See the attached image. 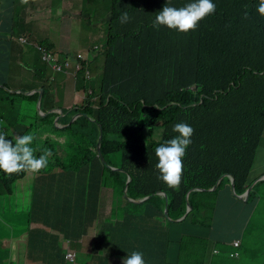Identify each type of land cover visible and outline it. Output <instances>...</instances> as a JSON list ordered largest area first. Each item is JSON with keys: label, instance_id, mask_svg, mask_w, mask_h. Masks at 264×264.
Here are the masks:
<instances>
[{"label": "trees", "instance_id": "1", "mask_svg": "<svg viewBox=\"0 0 264 264\" xmlns=\"http://www.w3.org/2000/svg\"><path fill=\"white\" fill-rule=\"evenodd\" d=\"M166 2L112 0L99 92L89 86L90 81L83 74L77 81V89H92L79 109L102 125L101 149L106 162L98 156L96 123L88 116H79L66 128L49 122L59 136L66 133L65 142L51 139L49 144L37 139L38 125L50 116L36 112L39 92L32 95L16 93L23 97V102L33 107L35 118L19 134L18 123L14 127L8 123L16 114L15 101H10L5 122L11 129L5 135L11 138L31 133L34 135L31 146L37 157L46 149L53 152L48 166L39 172L42 174H49L54 167L76 174L83 166L97 164L96 188L99 190L102 187L104 196H113L109 209L112 213L110 219L116 217L117 221L114 228L116 242L122 248H128L130 244L126 243V237L117 236L118 230L121 234L139 233L143 242L133 248H146L143 253L148 261L179 264L180 260V264H187L189 258H181L184 255L182 249L191 248L192 241H195L196 248L207 247L205 241L199 244L198 241L201 238L210 241L219 209L216 195L223 187H228L232 193L231 180L224 176L215 191L208 189L225 174L233 175L239 193L255 180L252 170L258 153L264 150V145H260L264 143V16L256 10L259 0H213L217 5L216 12L202 19L197 29L186 33L166 26L156 29L153 20ZM188 2L190 0H171L176 7ZM125 11L130 20L121 24L120 17ZM245 12L248 13L247 19L244 18ZM43 44L53 47L47 40H43ZM5 48L1 41L0 54ZM191 84H197L199 90L194 92L187 89ZM45 95L44 89L41 102L44 112ZM98 96L99 101L95 102ZM172 101L177 104H169ZM96 103L98 106L94 107ZM179 122L190 124L194 134L183 158L181 184L176 189L158 178L160 173L156 168L158 157L155 148L178 135L172 129ZM59 123L65 122L60 120ZM75 158L76 161L73 160ZM107 163L120 169H112ZM37 174L20 172L8 175L0 171V182L10 192L11 203L21 192L28 191L27 195L33 199L36 196H49L47 182L41 188L35 187ZM127 175L132 177L128 186L131 197L153 196L143 204L131 205L125 198ZM27 181L32 182L25 184ZM263 183L251 191L250 200H264ZM194 188L204 190H192ZM164 190L171 194L168 216L162 205L163 197L156 194ZM102 193L94 197L91 191L92 196L86 199L97 205L96 212L103 205V200L98 205ZM188 202L192 206L188 215L179 222L174 221L186 213ZM49 205L47 201L44 207L48 208ZM7 207L10 209L11 205ZM40 209L37 214L43 212ZM31 219L47 225L52 223L48 213L31 216ZM180 226L177 230V248L174 228ZM27 232L29 243L41 241L37 230L28 228ZM63 234L65 239L72 242L74 234L68 231ZM76 235L80 239L81 235ZM157 236L161 240L154 241ZM216 240L213 245L220 248L222 253L215 255L210 250L212 264L216 263L217 258H223L222 264H230L224 253L227 248L223 240ZM158 242H162L161 247ZM0 243L2 247L10 246L4 239ZM42 243L45 245V242ZM147 248L155 249L150 252ZM168 248L179 251L178 257L175 256L176 261H167ZM6 251V248L0 249L4 257ZM232 264L244 263L240 259Z\"/></svg>", "mask_w": 264, "mask_h": 264}, {"label": "rangeland", "instance_id": "2", "mask_svg": "<svg viewBox=\"0 0 264 264\" xmlns=\"http://www.w3.org/2000/svg\"><path fill=\"white\" fill-rule=\"evenodd\" d=\"M70 2L76 5V10L70 11L68 9L69 13L66 12V6H69ZM111 7L112 0H0V24H5L6 28L4 25H1V27H3L4 32L5 30L6 32H12L14 30L13 34L8 37L11 41H14L11 43L16 46L14 55L3 56L0 59V84L5 85L0 88V115L3 116L5 114L4 109L6 112L10 110V101H15L16 114L12 121H8V123L14 127L17 122V125H19V134H22L25 128L34 121L35 110L31 105L22 101L23 97L21 95L12 94L11 92H14L13 90H22L24 87L23 83L26 84L30 81L34 82H30L31 85L26 88L37 86L41 80L45 79L43 71L47 79L51 76H55L53 79H56L58 76L65 74V72H54L52 67L43 59V54L38 47V42L40 43L42 41L41 39L36 41L32 37L37 31L29 34L36 41L33 42V47L31 49H25L27 44L23 43L20 38L26 35L30 31V28L24 27H29V24L34 23L35 19L38 18V14L46 11L48 15L45 19L52 18L51 21H47L49 23H47L46 30L49 26L54 28L46 33V36L50 37L51 41H54V49L59 52L72 50L77 53L80 50V45L83 44L82 51L86 55L93 57L94 52L91 49H94L96 44L102 46V44L107 42ZM27 12L28 16L26 14ZM56 18H59V22L56 21L58 23L54 22ZM78 18L81 19L78 20ZM79 23L85 24V26L87 25L86 32L78 30ZM32 30H36V28H32ZM2 35L4 41H8V37L4 33ZM26 36L28 37V35ZM74 40H78L75 46L73 45ZM25 50L27 53L25 52L26 54H23ZM98 59L104 65L103 55L99 54ZM66 68L69 69L68 67ZM9 71L12 75L18 74V77L11 76L8 79ZM91 73L95 72L91 71ZM101 74L102 71H99L92 79V81L97 82V86L101 83ZM57 88L58 90L56 92H46V98L54 107L69 108L73 105L71 100L75 101V103L76 101L82 103L87 101V96H84V91L75 92V90L77 91L75 75L68 77V80L64 78L59 79ZM87 91L91 92L92 89L89 88ZM98 92L97 94H99ZM10 96H13V100L9 99ZM36 112L40 114L37 106ZM56 115L51 113L49 119H45V122H40L37 127V139L47 141L49 144H51V139H62L59 141L63 142V135L59 136L56 134L49 125V122H53ZM56 122L54 120V123ZM8 123L6 127L11 129ZM0 128L2 131H5L4 127ZM260 145H264V143ZM73 160L76 161V158ZM255 161V168L252 170L253 177L257 176L261 170H264V153L262 158L257 156ZM98 169L99 166L97 164H89L86 167L83 166L82 170L75 174L74 171L54 167L49 174L46 173L45 176L38 175L41 179L38 180L37 187L41 188L47 182L49 185L47 189L49 196H46V198L36 196L33 199L21 192L19 197L13 198L12 203L10 202V192L0 182V240L4 239L6 243L7 241L10 243L9 247L8 245L2 247L0 243V249L6 248L12 253L21 251L22 249L12 248V239L16 231L21 229L27 231L28 219L31 216L43 213H48V218L52 221L51 225L61 228L59 231L60 234H63L64 231H68L71 234H80L81 238L86 240L87 246H82L83 250L81 249L82 253L80 254L75 251L77 256L75 261L71 263L64 261V259L62 260L57 254H54L53 258H50L49 256L53 252L50 247L47 249H36L33 253L36 260L30 256L25 259V256H23L19 259L18 263L22 264L21 262L25 261V264H51L56 261L58 264L63 261V264H85L92 253V249H95V252L106 248H108L106 249L108 252L114 249L115 247L113 245L107 247L105 244V239L110 242L109 234L115 232L114 228L117 227L116 217L109 222L105 221L107 217L112 216L111 212L108 214V210L113 196L110 199H104L103 205H101V208L99 207L97 212V205L91 201H86V199L92 196L90 195L91 191L94 192V197L103 191L102 187L98 190L95 185L98 182L96 177ZM31 182L27 181L25 184H31ZM262 185L264 186V183ZM216 198L219 209L217 210L218 215L216 214V221L213 222V229H211V246L214 244V241H217L216 239H222L225 248L234 249L233 242L239 238L242 241V247L240 248L242 250V256L240 259L243 263L264 264V200L258 199L253 201L248 197L237 198L231 193L228 187L221 188ZM3 199L5 202H3ZM47 201L50 204L48 208L44 207L47 205ZM101 202L100 196L98 205ZM74 204L75 206H73ZM7 205H11V208L9 209ZM31 209L32 211L30 212ZM39 209L43 212L37 214ZM98 218H101V222ZM180 228H177V230ZM198 230L202 231V229ZM190 232L195 233L191 230ZM196 234L202 235V233ZM61 239L63 240V238ZM65 243L64 247L66 248L68 242ZM182 252L184 255L181 258L184 259H195L205 253L200 248H196L195 241H192L191 248H183ZM111 255L114 258L117 255L115 260H119L121 256H125L124 252H120L119 250H116V254L112 251ZM167 261H176L175 252L172 248H168ZM228 262L232 264L238 262V260L229 258ZM18 263L16 262L15 264ZM178 263L180 264L181 261L179 260ZM0 264L13 263L5 259L3 254L0 253Z\"/></svg>", "mask_w": 264, "mask_h": 264}, {"label": "clouds", "instance_id": "3", "mask_svg": "<svg viewBox=\"0 0 264 264\" xmlns=\"http://www.w3.org/2000/svg\"><path fill=\"white\" fill-rule=\"evenodd\" d=\"M216 8H217V5L213 2V0H190V2L186 3L182 7L173 6L171 3V0H167L166 4L162 8V10H160L156 14L155 19L153 20V27L156 29H159L161 26H166L169 29H173V30H177L179 32L186 33L188 31H192V30L197 29L199 22L202 19L206 18L207 16L214 14L216 12ZM256 10L260 15L264 16V0H259V3H258ZM244 18L245 19L248 18L247 12H245ZM129 20H130V16H129L128 12L127 11L123 12L121 17H120V23L124 24V23L129 22ZM22 38L27 39V41L26 42L23 41ZM20 40L27 45H30V43L33 44V42L35 41V40H31V37L29 35H28V37L26 35L21 36ZM38 44L45 45V44H43V41L40 43L38 42ZM45 46H48V45H45ZM53 47H49V48H53ZM53 50L58 52L61 55L60 59H62L63 62L66 60V56H70L73 59V63L69 67V69L71 71L67 68H66V70L62 71V70L55 69L49 62H47L45 60L48 64H50L52 69H54L56 72H65L67 74L75 75V80H78L79 77L82 76L81 74H83L84 77L86 78V80L90 81L89 86L96 88V90H97V88L99 89L100 84L97 86V82L92 81V79L95 77L96 73H91V71L88 68H90V64L93 62L95 65H100L101 68L103 67V71H104V65H102L100 63L101 60L98 59V55L101 54L105 58L106 43L102 44V46L100 44H96L95 48L91 49L94 52L93 57L96 58V61L91 60L92 57L86 55L82 50H79V52H77V53H75L72 50H69V51L64 50L63 52H59L54 48H53ZM80 53L84 54L85 58L80 59L79 58ZM79 59H80V62L82 63V67L80 69L76 70L77 69V66H76L77 60H79ZM103 71H102V74H103ZM102 74H101V77H102ZM186 88L190 89L194 92H197L199 90L197 84H191V85L187 86ZM78 91H80V92L84 91V96H87V98H88L87 93L90 91L86 92V89H83V90L77 89V92ZM37 92H39V94H40V91H35V93H37ZM43 93H44V89H43ZM42 97H43V94H42ZM95 99L99 101V96ZM41 102H42V99H41ZM84 103L85 102L81 103L78 106L72 107V108L54 107L53 106L49 110H45V112L41 108V110H39L40 112L39 111L38 112L42 116H45V117L50 115L51 113L57 114L56 117L53 119V123H54V120H56L57 122L54 124H56L60 128H66L78 117L75 118L72 122L70 121L71 118H68V119L64 118L63 115L60 118H58V115L60 114L58 110L62 109L63 113H65L67 111H72V110H78V111L83 112L82 110L79 109V107ZM169 104H177V102L172 101ZM40 106H41V103H40ZM93 106L97 107L98 105L96 103ZM158 109H159V107L156 108V110H158ZM37 110H38V108H37ZM49 111H51V112L49 114H46ZM82 116H88L90 119H92L93 122L96 123V130L99 133H100L99 126H101V128H102L101 137H102L103 136L102 125L100 123H98L97 120L93 116H91L87 113H86V115H82ZM60 120L64 121L65 123L64 124L59 123ZM5 121H6V119L4 121L3 120L0 121V123H2L1 127H4V129H5V131H0V171H3L4 173H6L8 175H12L15 173H20V172H28V173H38L37 175L45 176V173L42 174L39 172L48 166L49 158L53 156V152L50 149H46L43 151V153L41 155H39L37 157L34 154L35 150L31 146L33 141H34V135L31 133H27L24 135H14L11 138L6 137L5 133L8 132V128L6 127L7 124ZM96 130H95V132H96ZM172 130H173V132L178 133V135H176L175 137H173L171 139L164 141L163 143H160L159 146L155 148V154L158 157V163L156 164V168L159 170V173H160V175L158 177L159 179H161L169 187L178 189L180 184H181L182 174H183V158L186 155L187 148L192 143L191 137L194 134V128L190 124H188L187 122H179L173 126ZM62 135H63V142H65L67 140V135H66V133H63ZM55 139H58V138H55ZM58 140H62V139H58ZM101 141H102V139H101ZM97 153H98V151H97ZM263 175H264V173L260 176L258 175V178H256V176H255L254 177L255 180L253 182H255L257 179H259ZM222 176H228L229 177L228 174H225ZM230 176H233V175H230ZM221 180H220V182H221ZM230 180H231V178H230ZM218 181H217V183H218ZM220 182L218 183L216 189L218 188ZM251 184L249 186H251ZM234 185H235V179H234ZM231 186H232V184H231ZM213 187H211V188H213ZM256 187L252 188V190H254ZM211 188H209L208 191H215L216 190V189L211 190ZM198 189L199 188H194L192 190H198ZM200 189L204 190L203 188H200ZM247 189H248V187H247ZM201 190H198V191H201ZM246 190H244L242 193H239L236 191V188H235V191L237 192V194H243ZM164 191H168V190H164ZM251 191H250V193H251ZM189 193H190V191H189ZM250 193L248 194V196L245 195L243 197H238V196H235L233 194V190H232V194L237 198H245V197L249 198ZM156 194H157V192H156ZM158 195H161L163 197V200H164V196L162 194H158ZM147 196H149V195H147ZM152 196L153 195L151 194V197ZM143 203H141V204H143ZM137 205H140V204H137ZM162 205L164 208V203ZM175 220H177V219H174V221ZM177 222H179V221H177ZM184 230H185V227H184L183 231ZM183 231L181 233H183ZM236 241H239L238 245H236ZM174 243L177 246V248H179L178 247L179 243L177 240V233L175 234V242ZM233 245L235 247L234 249L227 248L224 253L228 258L237 259L239 261L240 257L242 256V250L240 249L242 247L241 239H239V238L235 239V241L233 242ZM177 248H173V250L175 252V256L177 255V257H178L179 251H177ZM211 248H212V251L214 254H216L218 252H219V254L222 253V250L221 249L218 250L217 247H214V245H212ZM70 253L74 254V258L72 260L67 258L68 254H70ZM8 257H9V249H7V251H6L5 259L9 260ZM75 258H76V253L73 251H68L65 254V261L66 262L75 261ZM167 258H168V252H167ZM123 264H146V261L144 259V253L142 251H132L126 257L123 258Z\"/></svg>", "mask_w": 264, "mask_h": 264}, {"label": "crops", "instance_id": "4", "mask_svg": "<svg viewBox=\"0 0 264 264\" xmlns=\"http://www.w3.org/2000/svg\"><path fill=\"white\" fill-rule=\"evenodd\" d=\"M75 7H76V5H74L73 3L70 2V5L66 6V8H67L66 12H69V10L70 11H73V10L75 11L76 10ZM48 11H49V9H48ZM28 12H30V11H28ZM28 12L26 13L27 16H28ZM63 13H64V11H63ZM47 15H48V13L46 11L42 12L41 14H38V18L35 19V22L34 23H30L29 27H24V28H30V31L26 35H29L33 31H37L35 34L32 35V37H34L36 41H39L40 39H41V41L47 40V41L51 42V44H53V46H55V44L53 43L54 41H51V38L46 36V33L50 32L52 29H54L52 26H49V28L46 30L47 23H49L47 21L48 20H50V21L52 20V18L45 19L47 17ZM80 19L81 18H78V20H80ZM56 21L59 22V18H56L55 21H54L55 23H58ZM70 22H73V21H70ZM1 25H4V24H0V45H1V41H3L4 42V47H6V48H5V51L2 54H0V59L3 56H12V55H14V52H15L14 49L16 47V46H14V44L11 43V42H14V41H11L9 39V37H8L9 35L13 34L14 30L12 32H6V30H5V32H4V29H3V27H1ZM86 26H85V24L79 23V29L78 28L77 29L81 30L83 32H86ZM5 28H6V26H5ZM32 28H36V30H32ZM58 28H60V27H58ZM73 29H76V28H73ZM60 30H61V28H60ZM3 33L8 37V39H7L8 42H9L8 44H6L5 41H4V38H3V35H2ZM32 37H31V40H33ZM73 42H74L73 45L75 46L77 44L78 40H74ZM16 45L20 47V45H18L17 43H16ZM32 47L33 46L30 43V45H26V48L25 47L24 48L25 49H31ZM82 49H83V44L80 45V50H82ZM25 52L27 53V51L25 50L23 52V54H26ZM25 57H23V58H25ZM91 60H95L96 61V58L92 57ZM88 69L90 71L95 72V73H98L99 71H103V67L101 68L100 65H95L93 62L90 64V68H88ZM53 71L56 72L54 69H53ZM71 75L72 74L65 73V74H63L61 76H58L56 79H53L55 76H51L49 78L50 79L49 80V79L46 78V76L44 75V71H43V76H44L45 79L41 80L40 83L37 86L33 87V88H26V87L30 86L31 85L30 82L33 83L34 81H30V82H28L26 84L22 82L24 84L23 89H25V90H23V89L22 90L23 91H29V90H34V89H38V88H43V89H45L46 92L48 91V93H53V92H56L58 90V88H57L58 80L61 79V78H64L65 80H68V77H70ZM11 76L18 77V74L12 75L10 73V71H9L8 79L11 78ZM42 84H44V85H42ZM4 86L5 85L0 84V87H4ZM81 90H83V89H81ZM75 92H77V91L75 90ZM16 93H21V92H16ZM16 93H12V94H16ZM34 93L35 92H32V93H30L28 95H32ZM22 94H24V93H22ZM12 97L13 96H10V98H12ZM38 100H39V98H38ZM38 100H37V102H38ZM43 101L45 102V103L43 102V107H44L45 110H49L50 108H52L54 106L46 98V95L43 98ZM71 101L73 102V105L71 107H69V108L78 106V105H80L82 103V102H79V101H76V103L73 100H71ZM37 102H36V106H37ZM4 112H5V114L3 116H0V121H2V120L4 121L6 119V111H4ZM263 153H264V150L260 151L257 156L262 158ZM263 173H264V170H261V172L258 175H262ZM258 175L256 176V178L258 177ZM40 179H41V177H38V175H37L36 179H35V182H34L35 183V187L38 185V180H40ZM23 193L27 194L28 191L27 192H23ZM106 198L110 199L111 196L110 195L104 196L103 193H102L101 200L104 201V199H106ZM109 213H110V209L108 210V214ZM128 216H129V214L126 215V217H128ZM110 217H107L106 222H109L110 220H112V219H110ZM98 220L101 222V218H98ZM27 227L29 229L31 228V230H33V231L37 230L38 235H40L42 237L41 241L39 243L36 242L35 244H31V243H29L27 241V239H28V234L27 233L28 232L26 230H23V229L17 230L16 234L14 235V238L12 239V244H13L12 248L13 249H22V250L14 252V253H12L9 250L8 259L13 264H15L16 262L18 263L19 259L22 258L23 256H25V259L30 256V257H32V258H34L36 260L35 256H33L34 250H31V249H34V248L47 249V248L50 247L53 250L51 256H49L50 258H53V255L57 254V255L60 256V258L62 260L64 259V261H65V254L68 251H73V252L77 251L80 254V253H82V251H81L82 246L83 247L87 246L86 240L82 239L81 237H80V239H77V235L76 234H74V237L72 238L73 240L71 242L70 240L65 239L63 234H60V232H59L61 230L60 227L54 226V225H47L45 222H38L37 219H31V217L28 219ZM174 230H176V233H177V229L174 228ZM201 232L202 233H207L206 230H202ZM109 235H110V237H109L110 242H108L105 239L106 246L110 247V246L113 245L115 248L111 249V250L114 251L115 254H116V250H119L120 252H124L125 256H121V258H119V260H115L117 258V255L114 258V256L111 255L112 251L110 250L108 252L106 250L108 248L100 249L97 252H95V249H92L91 250L92 253L88 257V259H87L85 264H123V258L126 257L132 251H142L143 252V250L146 249V248H133L134 246L137 245V243H142L143 242V237L139 233L138 234H133V233L121 234L120 231L118 230V235L117 236L126 237V239H125L126 243H130L128 248L126 246L127 249L126 248H122L121 245L119 244V242H116V239H115L116 233L115 232H112ZM61 238H63V240ZM190 238H192V237H190ZM158 239L161 240V237L157 236L154 239V241H156ZM202 241H205V244L207 245L206 248H200L205 253H203L198 258H195V259L190 258V259H188L187 260V264H212V260L211 259H213V257L211 256V251H210V250H212L211 243H210V241L208 239L201 238L198 241V244L200 242H202ZM42 242H45V245H43ZM65 242H68V246L66 248L64 247V245L66 244ZM154 243H156V242H154ZM159 243H160L159 247H161L162 242H158V245H159ZM23 249H24V252H23ZM154 249L155 248H147V250L150 251V252L152 250H154ZM217 249L219 250L220 248H217ZM86 250H89V249H86ZM209 251H210V253H208ZM218 254H219V252L216 253L215 255H218ZM76 256H77V254H76ZM112 259H113V261H111ZM144 259L146 261V264H156V263H152V262L148 261V259L145 256H144ZM222 261H223V258H217L215 264H222ZM21 263L25 264V261L21 262ZM69 263H71V262H69ZM18 264H20V263H18ZM51 264H57V262L54 261ZM58 264H63V261L59 262Z\"/></svg>", "mask_w": 264, "mask_h": 264}, {"label": "water", "instance_id": "5", "mask_svg": "<svg viewBox=\"0 0 264 264\" xmlns=\"http://www.w3.org/2000/svg\"><path fill=\"white\" fill-rule=\"evenodd\" d=\"M14 92L12 93H16V92H21V93H24V94H30L32 92H35V91H40V94H39V100H38V103H37V108H38V111L41 110V106H40V103H41V98H42V94H43V89L42 88H39V89H34V90H29V91H23V90H13ZM59 111V115H58V118H60L62 115L64 116V118H71V122L81 116V115H86V113L84 112H81V111H78V110H72V111H67L65 113H63V110L60 109L58 110ZM40 112V111H39ZM51 111L47 112L46 114H49ZM99 129H100V133L96 130L95 132V136H96V146H97V151H98V156H100V158L102 159L103 162H106L103 154H102V149H101V135H102V128L101 126H99ZM107 165L112 168V169H120V168H117V167H113L111 165H109L107 163ZM224 176H222L218 183L220 182V180L223 178ZM229 177L231 178V184H232V190H233V194L235 196H238V197H243L245 195H248L250 193V191L252 190V188L256 187L258 184H260L262 181H264V175L262 177H260L259 179H257L255 182H253L251 184V186L248 187V189L243 193V194H237V192L235 191V185H234V178L233 176H230ZM132 177L130 175H127V181H126V187H125V197L130 201V204L132 205H137V204H141L143 203L144 201H147L151 195L149 196H144V197H140V198H132L128 192V186H129V183L131 181ZM218 183L213 187L211 188V190H214L216 189ZM198 190H201L200 188ZM157 194H162L164 196V212L166 214V216H168V208H169V203L171 201V194L169 193V191H158ZM188 208L186 210V213L178 218L177 220L175 221H181L182 219H184L188 213L190 212V210L192 209V206L191 204L188 202Z\"/></svg>", "mask_w": 264, "mask_h": 264}, {"label": "built area", "instance_id": "6", "mask_svg": "<svg viewBox=\"0 0 264 264\" xmlns=\"http://www.w3.org/2000/svg\"><path fill=\"white\" fill-rule=\"evenodd\" d=\"M23 41H27V39L22 38ZM39 50L43 54L44 60L49 62L55 69L57 70H66V67H70L73 63V59L70 56H66V60L63 62L62 59H60V54L53 49L49 48L48 46L39 44ZM79 58H85L84 54H79ZM80 59L77 60V69H80L82 67V63L80 62ZM239 241H236V245H238ZM68 259L72 260L74 258V254L70 253L67 256Z\"/></svg>", "mask_w": 264, "mask_h": 264}, {"label": "bare ground", "instance_id": "7", "mask_svg": "<svg viewBox=\"0 0 264 264\" xmlns=\"http://www.w3.org/2000/svg\"><path fill=\"white\" fill-rule=\"evenodd\" d=\"M143 31V30H142ZM66 33V32H65ZM64 34V33H63Z\"/></svg>", "mask_w": 264, "mask_h": 264}]
</instances>
